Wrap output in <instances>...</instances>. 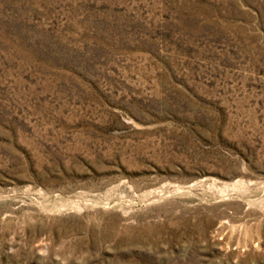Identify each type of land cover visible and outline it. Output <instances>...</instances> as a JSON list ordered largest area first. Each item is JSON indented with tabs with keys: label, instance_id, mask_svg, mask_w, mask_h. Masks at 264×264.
<instances>
[{
	"label": "rangeland",
	"instance_id": "obj_1",
	"mask_svg": "<svg viewBox=\"0 0 264 264\" xmlns=\"http://www.w3.org/2000/svg\"><path fill=\"white\" fill-rule=\"evenodd\" d=\"M0 264H264V0H0Z\"/></svg>",
	"mask_w": 264,
	"mask_h": 264
}]
</instances>
